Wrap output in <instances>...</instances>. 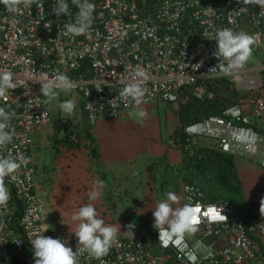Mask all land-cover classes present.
I'll return each instance as SVG.
<instances>
[{"label": "built area", "instance_id": "built-area-1", "mask_svg": "<svg viewBox=\"0 0 264 264\" xmlns=\"http://www.w3.org/2000/svg\"><path fill=\"white\" fill-rule=\"evenodd\" d=\"M68 2L70 15L64 17L53 14L55 0H32L29 12L22 9L15 14L0 5V69L12 71L19 79L41 72L49 77L57 72L65 74L73 83L67 91L80 97L85 121L91 127L101 117L120 119L137 107L120 97L129 64L150 74L142 104L162 101L185 105L190 94L211 98L207 83L216 78L233 79L249 88L264 85V10L254 0L247 5L241 0H91L95 10L90 32L74 38L60 32L77 11L72 0ZM222 27L257 36L251 57L263 61L253 65L247 61L231 75L216 74L220 71L217 65L208 74L218 63L213 55L216 42L208 36ZM25 84L12 90L10 99L0 98V106L15 111L7 129L13 140L0 149V156L22 153L27 157L16 172L3 178L9 197L0 204V264H34L30 246L34 229L43 232L48 228L44 236L63 238L73 251L77 245L74 234L43 225L36 169L29 151L33 131L51 124L52 116L38 83L26 80ZM87 103L93 104L92 109ZM254 127L264 129V94L249 109L234 105L220 115L182 126L185 140L181 141L179 131L168 145L192 155L193 139L213 137L219 151L232 155L242 136L252 134ZM216 128L220 132L214 131ZM183 200L201 209L194 235L202 243L203 253L196 252L195 264H264L259 250V244L264 245V218L246 223L231 204L209 202L192 184L184 185ZM212 208L223 210L226 220ZM33 217L38 219L29 224ZM132 231L133 235L131 229L117 234V241L103 256L80 255L78 264H191L184 251L171 244L161 245L147 229L135 226Z\"/></svg>", "mask_w": 264, "mask_h": 264}, {"label": "crops", "instance_id": "crops-1", "mask_svg": "<svg viewBox=\"0 0 264 264\" xmlns=\"http://www.w3.org/2000/svg\"><path fill=\"white\" fill-rule=\"evenodd\" d=\"M65 91L49 108L52 123L33 131L29 151V159L36 169L37 190L40 185L46 198H50L49 208L45 205L43 209L48 219H43V225L58 227L54 211L62 207L61 202L76 200L82 206L91 202L105 223L117 228L120 225L122 233L129 224L139 227L136 216L148 219L144 221L148 224L146 229H152V239L158 241L152 210L167 191H174L179 197L173 207L184 204L185 152L168 145V140L182 126L180 106L172 110L171 103L167 102L142 104L128 110L120 119L101 117L91 127L85 121L80 97ZM68 99L77 104L72 115H64L59 109L60 102ZM138 109L145 111L144 118L137 117ZM64 119L75 122L74 129L60 128ZM219 129L214 131L220 132ZM246 136H242L240 147L232 155L250 211L256 218H264V140ZM192 142L201 147L217 144L216 138L206 136ZM97 180L103 181L101 194L97 200L89 201L88 195ZM74 229L62 230L73 234ZM185 239L193 248L198 242L194 234ZM196 252L202 254V247Z\"/></svg>", "mask_w": 264, "mask_h": 264}, {"label": "clouds", "instance_id": "clouds-1", "mask_svg": "<svg viewBox=\"0 0 264 264\" xmlns=\"http://www.w3.org/2000/svg\"><path fill=\"white\" fill-rule=\"evenodd\" d=\"M241 2L247 5L253 3V0H241ZM254 2L255 5L260 6L261 10H264V0H254ZM72 3L77 9L75 17L71 22L64 23L60 32L73 38L81 35L87 36L93 22L95 5L91 0H72ZM0 5H3L8 12L14 14L21 13L22 9H27L29 12L32 8V0H0ZM53 14L57 17L70 15L68 0H55ZM49 25L50 22L46 23L47 28ZM208 38L216 42V49L213 55L218 59V63L209 69L208 74L213 72L218 65L220 69L216 73L218 75H231L236 70L243 68L252 56L253 45L257 40V36L244 31L237 32L229 27L216 28ZM125 71L126 77L122 81L124 86L120 91V97L139 106L144 102L146 92L144 85L150 79V74L143 67L131 64L126 66ZM26 80L38 83L40 96L49 99L57 97L59 95L58 90H70L73 87L70 78L59 72L52 77H49L47 73L41 72L28 79H19L12 71L0 69V98L10 99L12 90L17 87H26ZM92 105V103H87L86 107L92 109ZM59 109L64 115H72L77 109V104L72 99L64 100L60 102ZM14 115V109L0 106V149L6 148L7 145L12 143L13 133L7 129L8 122ZM136 115L142 119L146 113L138 109ZM262 130L264 131V129ZM250 136L252 138L259 136L264 140L261 134L255 130ZM26 161L27 157L22 153L18 156H0V204H4L9 197L3 178L16 172L22 163ZM102 187L103 181L97 180L93 182L88 200H97L101 194ZM178 202V195L174 191H167L164 194V198L152 210L153 227L157 230L158 241L162 242L163 246L167 247L170 244L176 246L185 252L191 264H195L197 260L196 249L201 247L202 243L197 242L194 248H189L185 237L197 231L198 213L201 209L198 205L191 203H185L181 207H173V204ZM212 211L214 214L219 213V217L226 220V217L221 214L223 210L212 208ZM34 219H38V217L28 219L29 224ZM71 220L76 224L75 229L71 231L77 241L75 251L67 246V241L63 238L44 236L43 233L48 228H45L43 232L34 229L30 233L32 237L30 246L34 264H78V257L85 252L90 257L103 256L117 241V234L122 233L119 224L117 228L112 224L105 223L104 218L98 214L97 209L91 202L77 208L74 214L71 215ZM126 228L127 231L122 234H127L129 229H131L133 235L134 224H129Z\"/></svg>", "mask_w": 264, "mask_h": 264}, {"label": "trees", "instance_id": "trees-1", "mask_svg": "<svg viewBox=\"0 0 264 264\" xmlns=\"http://www.w3.org/2000/svg\"><path fill=\"white\" fill-rule=\"evenodd\" d=\"M220 80L226 83L227 88L229 87L230 83L227 78L223 77ZM207 84L210 88L208 89L213 94L211 98H207V96L196 98L190 94L191 103L188 102L180 106L182 126L200 122L204 117L220 115L225 109L233 106L225 105V101L214 95L216 91L212 89L211 83L208 82ZM230 90L235 96L238 95L233 89ZM239 99L238 97L235 105L244 104ZM189 114L192 115L191 120L187 117ZM253 129L264 138V131L262 129L256 127ZM180 138L181 141L185 140L181 129ZM183 159L185 182L201 189L209 202H218L220 200L228 202L234 207L236 214L242 217L246 223L257 219L250 211V205L243 196L233 155L223 153L216 147H201L194 144L192 155L184 153ZM144 223L146 229L148 224ZM147 230L152 237L154 231L152 229ZM259 250L264 257V247L261 244H259Z\"/></svg>", "mask_w": 264, "mask_h": 264}, {"label": "rangeland", "instance_id": "rangeland-1", "mask_svg": "<svg viewBox=\"0 0 264 264\" xmlns=\"http://www.w3.org/2000/svg\"><path fill=\"white\" fill-rule=\"evenodd\" d=\"M263 59L259 58V57H250V59L248 60L250 65L256 64V63H260L262 62ZM228 82L230 83L229 87H226V83L225 82H221L220 78H216V79H211L209 80V82L211 83L212 89L214 91H216V93L214 95H216L217 97H219V99H221L222 101H225V105H235V102H237L238 97L240 98L239 100L241 102L244 103L245 109H249L253 103L255 102V100L261 96L262 94H264V85H262L261 87H253V88H249L247 86L244 85H238L237 83H234L233 79H229L227 78ZM209 88V86H208ZM210 89V88H209ZM230 89H233L234 91L237 92L238 95H234L232 93V91ZM59 91V95L57 97L54 98H47L44 97L45 99V103L47 105L48 108H50L55 102L58 101L60 94H62V92H64V94L66 93L65 90H58ZM213 96V95H212ZM189 102L191 103V99L189 100ZM181 104H177V103H171V105L169 106L170 109L174 110L175 108L177 109L178 106H180ZM232 107V106H231ZM50 110V109H49ZM189 118V120L192 119V115L189 114V116H187ZM67 121L69 120H65L64 122H62V124L60 125V128L64 129L65 131H68L69 128L74 129V124L75 122L72 123H68ZM65 125H69V127L63 128L65 127ZM50 125V124H47ZM70 125H73L70 127ZM255 137H259V136H255ZM160 184V182H159ZM39 188V192H40V205H41V209L43 211V209H45V205H47V208H49V202H50V198H46L44 190H41V186H38ZM158 188V187H157ZM157 192H159V190H157ZM58 196H62L61 194H59ZM62 207L59 208L57 211H54V216L56 217V219L58 220L57 222L55 221V225H57L60 229H71L73 227H76V224L71 220V215L74 214L75 210L77 208H79L80 206H82V204H79L76 200H72L70 202H61ZM44 214V213H43ZM44 219L48 220L47 217L44 216ZM136 221L138 222L139 226L142 228H145V223L144 221H147L148 219L144 218V217H140V216H136Z\"/></svg>", "mask_w": 264, "mask_h": 264}, {"label": "water", "instance_id": "water-1", "mask_svg": "<svg viewBox=\"0 0 264 264\" xmlns=\"http://www.w3.org/2000/svg\"><path fill=\"white\" fill-rule=\"evenodd\" d=\"M223 118H225V119H227V117L226 116H224V115H221Z\"/></svg>", "mask_w": 264, "mask_h": 264}]
</instances>
